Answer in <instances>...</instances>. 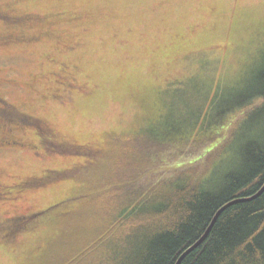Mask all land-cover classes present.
Listing matches in <instances>:
<instances>
[{
  "label": "rangeland",
  "instance_id": "1",
  "mask_svg": "<svg viewBox=\"0 0 264 264\" xmlns=\"http://www.w3.org/2000/svg\"><path fill=\"white\" fill-rule=\"evenodd\" d=\"M1 14L0 264H59L115 159L172 135L155 125L196 134L264 67V0H0ZM249 112L217 140L232 151L217 174L264 142V110ZM21 213L36 214L11 225Z\"/></svg>",
  "mask_w": 264,
  "mask_h": 264
},
{
  "label": "trees",
  "instance_id": "2",
  "mask_svg": "<svg viewBox=\"0 0 264 264\" xmlns=\"http://www.w3.org/2000/svg\"><path fill=\"white\" fill-rule=\"evenodd\" d=\"M257 109L264 110V67L250 94L236 107H222L214 124L211 116L196 134L182 133L172 122L155 125L172 135L157 136L141 159H115L92 200V214L77 211L73 229L81 231L75 229L76 240L58 251L59 264H176L224 203L264 184V142L258 140H248L237 163L217 174L222 157L232 153L217 140L232 136L236 122L230 124L244 111L256 121L260 115L249 110ZM37 256L36 264H46ZM178 264H264V190L223 209Z\"/></svg>",
  "mask_w": 264,
  "mask_h": 264
},
{
  "label": "water",
  "instance_id": "3",
  "mask_svg": "<svg viewBox=\"0 0 264 264\" xmlns=\"http://www.w3.org/2000/svg\"><path fill=\"white\" fill-rule=\"evenodd\" d=\"M264 190V184L262 185V187L256 192L254 193L253 195L251 196H246V197H236V198H232L231 200L227 201L226 203H224L217 211L216 213L214 214L206 232L204 233V235L192 246H190L187 250H185V252L179 257L178 261L176 264H178L179 260L188 252L190 251L193 247H195L197 244H199V242L202 240V238L205 236V234L209 231L210 227L213 225L214 221L216 220L217 216L220 214V212L227 208L228 206H230L231 204H234L236 202H240V201H245V200H249V199H252L256 196H258L261 192H263Z\"/></svg>",
  "mask_w": 264,
  "mask_h": 264
},
{
  "label": "flooded vegetation",
  "instance_id": "4",
  "mask_svg": "<svg viewBox=\"0 0 264 264\" xmlns=\"http://www.w3.org/2000/svg\"><path fill=\"white\" fill-rule=\"evenodd\" d=\"M5 13V10H3V13L2 14H4ZM0 15V17H3V18H5V17H7V18H13V17H11V16H9V15ZM19 17H24V16H22V15H19ZM13 37H11V34H4V35H0V42L1 43H9V42H11L13 39H12ZM4 81H8V79L7 78H5V77H2V76H0V83H3ZM6 105V103H3V105H2V107H0V112H5V111H7L8 109H5V106ZM34 213V212H33ZM33 213H21V214H17V215H15V216H12V217H8L9 219H16V218H18V219H22V218H25V217H28V216H30V215H32Z\"/></svg>",
  "mask_w": 264,
  "mask_h": 264
}]
</instances>
